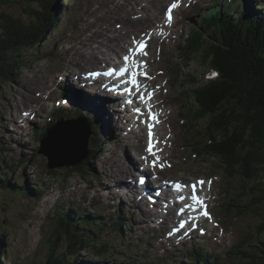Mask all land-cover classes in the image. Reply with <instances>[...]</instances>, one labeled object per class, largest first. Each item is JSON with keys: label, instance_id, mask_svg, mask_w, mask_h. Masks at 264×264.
<instances>
[{"label": "rangeland", "instance_id": "obj_1", "mask_svg": "<svg viewBox=\"0 0 264 264\" xmlns=\"http://www.w3.org/2000/svg\"><path fill=\"white\" fill-rule=\"evenodd\" d=\"M179 1L187 2L189 0H175L174 4ZM164 2L165 0H56V13L60 21L56 26H52V30L39 43L35 51L33 50L31 54L26 52L29 58L11 78L13 80L0 79V141L3 146L5 144L7 147L6 151L0 152V159L3 157L8 159H6L8 169L3 168L2 172L6 174V179H10L14 185L6 190L0 183V228L4 235V248L2 247V249L7 252V258L3 261L0 260V264H38L43 262L49 251L50 241L56 238L57 219L60 215L69 212L77 216L98 213L102 218L100 220L108 222L103 233V238H106L108 242L107 248L111 247L117 250L116 247H119L118 251L122 252L125 248L128 250L125 252L127 258L139 259L144 256L151 258L152 264H157L158 258H163L164 264L188 261L186 256L188 250L184 249L175 253L171 252L173 257H170L172 258L167 257V250L157 246L159 240H151L155 232L143 220L144 217L140 215L137 207L120 204V199H116L114 190L109 195L115 197L109 198L116 200H109L107 193L102 195L101 184L103 185V181L109 180L113 183L109 170H112L115 176L117 169L121 173L124 171L121 169L129 166L125 154L132 155L129 145L130 142L134 144L132 140H125L122 144L118 142L120 136L117 138V135H121L122 132L115 127L116 121L112 115L108 116L111 131L107 130L106 114L111 111L104 107L107 112L101 116L102 110L98 109L99 106L95 108L89 105L90 103H82L86 105L83 106L86 111V119L95 117L94 110L100 116L102 127H104L103 132H99L100 138L110 139L105 145L100 142L98 143L100 146L95 144L93 142L95 124L90 125L91 135L88 148L89 150H96L97 146L101 148L91 158L92 165L89 163L88 167L91 169L87 174L74 171L69 176H65L63 168L71 169V167L49 169L47 158L38 153L40 139L33 132L34 127L45 130L48 117L52 122H56L60 118L67 122L79 120L81 117L75 118L79 115L76 109L68 112L62 106L68 115L63 113L60 118L54 113L56 110L54 102L57 101L55 99L61 96L58 84L64 80L65 76L72 77L81 66H85V69L90 66L89 74L95 65L101 68L102 62H107L106 58L112 59L113 53H118V48L114 51L107 45L123 44L126 32H129L127 43L130 44L129 39L133 38V34L141 38L138 34L139 31L142 33L147 27H150L149 31H154L157 26L156 20L160 18L157 16L162 15ZM255 2L260 4L259 0H255ZM192 4V7L188 4L176 11L173 23L165 28L171 29L175 34L170 33V40L165 39L162 35L164 45L161 44L157 35L151 36L155 42L151 48V52L154 54L151 56L158 59V68L162 74L165 73L161 79L164 77L170 79L164 78L159 81L162 87L168 89L167 92L163 91L162 97L167 100L164 104L171 105V109L169 108L165 117L166 123L159 131L160 147L156 150V155L159 156L156 167L158 170L170 169L164 173L171 179L187 180L188 182L206 179L204 192L207 196L208 207L212 208V215L209 216V219L215 222L212 223V227L218 226V230L221 231L223 228V231L215 233L211 230L213 235L211 236L207 232L198 243L204 246L209 255L219 256L217 264H264L260 259L252 260L248 256L234 253L238 243L247 242L251 238L264 237V188L263 185L257 184L258 181L264 182V170L261 172L260 179L254 181L250 179L244 181L239 175L228 177L220 169L219 160L221 159L216 153L206 152L205 156H200V152L203 151L201 148H198L196 153L192 150V145L197 144L199 138L196 131L191 129L192 123L188 121L186 115L188 114L187 108L193 106L194 101L182 91L190 88L191 84H186L182 75L179 79L174 78L176 70L180 74L179 65H182L184 72L196 75L198 80L203 79L204 82L207 80L205 72L209 69L201 66L198 58L192 56L191 60L185 61L181 58L182 54L174 49L175 44L180 43L182 47L185 45L181 43L186 37L185 33L191 26L200 23L202 15L208 11L209 4L203 6V3L196 4L193 1ZM23 5L25 3L8 0V4L0 9L21 15ZM260 7H263L262 3ZM232 9L236 16L240 15L234 7ZM141 12L146 14L144 22L134 21L132 16L139 15ZM186 13L187 15H185ZM161 18L166 23L164 18ZM106 24L111 26L107 31H105ZM116 24L121 31L119 34L116 33L117 28H113ZM99 33L100 35L106 33L114 36L113 38L107 36L98 41ZM177 37H179L178 40ZM127 43L122 45L123 48ZM100 46H105V50H100L98 48ZM90 56L95 57V63H89ZM67 70L73 71L63 74ZM76 78L73 77V79ZM80 85L72 81L70 87L86 88ZM47 90L51 91L50 97L48 96L49 92L44 94ZM76 90L79 94L81 93V89ZM83 90L93 92L91 89ZM78 100L81 102L80 99ZM107 107L109 108V104ZM24 109L28 110L27 116L38 117V119L32 124L26 123L19 127L20 123L17 118L24 115ZM94 119L96 123V120H99L98 117ZM201 122L198 121L199 124ZM72 124L68 123L67 125L72 126ZM128 134L131 133L129 131L125 133L124 138ZM137 137H140L138 132ZM46 139L50 141L48 147L54 144L51 136ZM105 146L106 148H104ZM119 149L122 155L119 154ZM155 159L156 157H152V160ZM120 173L118 178H120ZM157 173L163 175L161 171H157ZM213 175L214 177H210ZM30 182H39L43 185L42 197H37L34 193L30 194L36 201L28 198L24 190L11 191L21 186L30 188ZM117 182H120V179ZM125 186L127 189L129 188V185ZM120 187L123 186L119 185L117 190ZM118 194L120 193L116 191V195ZM230 198L233 202H230ZM222 199L228 204H236L226 214L222 209L217 210L216 208L217 205L222 204ZM123 210L129 215L131 226L129 230L122 229L121 232L117 230L114 232L115 228L112 222L121 216ZM164 212L167 213V210ZM165 213L162 214L165 215ZM163 223L165 224V222ZM164 229L167 230L168 227ZM211 237L218 243L210 242ZM194 240H196L194 236H189L186 240L188 244L185 247H189ZM174 249L179 250L180 248ZM251 250L249 248V251ZM82 257L83 259L92 258V255ZM115 263L120 262L115 261Z\"/></svg>", "mask_w": 264, "mask_h": 264}, {"label": "trees", "instance_id": "obj_2", "mask_svg": "<svg viewBox=\"0 0 264 264\" xmlns=\"http://www.w3.org/2000/svg\"><path fill=\"white\" fill-rule=\"evenodd\" d=\"M14 2L25 3L21 15L0 9V79L3 80L15 76L29 58L26 52L31 54L35 51L59 21L56 0ZM259 2L233 0L222 9L220 2L215 1L203 14L201 22L191 27L180 50L184 59L191 60L192 56L198 58L205 69L213 68L218 73L216 78L205 82L191 74L185 80L191 83L185 93L194 101L193 106L187 108L186 118L191 121V129L196 131L199 138V142L192 145V150L196 153L201 148L200 156H205L206 152L216 153L221 159L220 169L225 176L239 175L244 181L260 179L264 170V0ZM261 3L263 7H260ZM5 4H8V0H0V8ZM232 7L240 11V15L236 16ZM63 110L60 108L54 113ZM49 121L47 127L53 124ZM198 121L202 122L199 124ZM34 133L40 139L43 130L35 128ZM93 142L98 146L99 142H104L99 131L95 132ZM2 144L0 141V152L7 150L6 145ZM98 146L96 150L88 148L87 157L80 164L71 169L63 168L65 176L74 171L87 174ZM3 168L8 169L4 157L0 159V183L9 190L8 187L14 185L10 179H6ZM257 184L264 188V182L258 181ZM42 187L34 183L30 187L32 189L21 186L11 191L24 190L27 197L32 199L31 193L42 197ZM32 200L36 201L35 198ZM100 219L98 213L77 216L69 212L60 215L55 226L56 238L50 241L45 260L38 264H152V259L144 256L139 259L127 258L125 252L128 250L125 248L123 252L118 251L119 247H116L117 250L108 249V242L103 238L108 222ZM112 224L114 232L129 230V215L122 211ZM3 240L0 228V258L5 260L7 252L2 249ZM174 248L167 250V257H173L172 253L181 249H188L183 245L179 250ZM249 248L252 250L249 251ZM234 253L252 260L260 259L264 263V237L238 243ZM89 254L92 258L83 259L82 256ZM186 256L188 261L172 264H215L219 258L206 253L200 243H195ZM156 262L164 264V259L158 258Z\"/></svg>", "mask_w": 264, "mask_h": 264}, {"label": "bare ground", "instance_id": "obj_3", "mask_svg": "<svg viewBox=\"0 0 264 264\" xmlns=\"http://www.w3.org/2000/svg\"><path fill=\"white\" fill-rule=\"evenodd\" d=\"M181 3H183L185 6H187L188 4H190L189 1H187V2L179 1L178 3H176V5H177L176 8L182 7L183 5ZM165 22L168 23L167 20H165ZM157 32H159V30H157ZM151 33L154 35L155 34V31H152ZM128 34H129V32H126L124 34L123 44L127 43ZM162 35L167 40L168 39L169 40L171 39V34L168 33L167 31L166 32H163ZM138 39L141 40V38H138ZM114 41H116L115 38H114ZM149 43H151L150 40H149ZM181 43L184 44V41H181ZM123 44L119 45V43H113V44H110V45H107V46H109L114 51L118 48V51L117 52H119V51H124L125 50V47L127 45H130L131 42H130V44L127 43L124 46V48L122 46ZM118 45H119V47H118ZM98 48H100V47H98ZM174 49L177 50L178 53H180V50L182 49V46H180V43L178 45L175 44ZM104 55H105V53H104ZM116 55L118 57V53ZM151 55H153V54H150V52L148 50H146V48L144 47L143 50H142V52H137L135 54V57L136 58H135V60L132 63L133 64V67L132 68L127 67V71L129 72V74L131 76H132L133 73H136L137 83L140 84V87L138 88V91H137L138 92V95L137 96H135V93L133 91H131L129 93V95L131 96L132 102L134 101L136 103V105L139 106L138 107L139 109L142 108V106H144L142 104H138L139 103L140 94H144V96H145V99H144V102H143L144 104L146 102L152 103L151 101H152L153 97L151 96L150 100L148 99V91H151V89L155 85V82H156L155 77L160 78V76L162 74V72H160V70L158 68V59L156 60V58L154 56H151ZM129 56H130V53H129ZM111 60L112 59H109V58H106L105 59V61H111ZM95 62H96L95 57L94 56H90L89 57V63H95ZM89 68H90V66L87 69H85V66L79 67V70H77V72L72 75V76H75L77 78L76 79H72V81H74L75 83L81 84L82 87L89 88L90 87V80H89V78H92L93 76H95L97 74H102L104 76H111V75H107L106 73H99L97 71V69H99V67L97 65H95L94 68H92V70L90 71V74H89L88 73ZM174 71H175V69H174ZM144 74H146V75H144ZM174 75H175L174 76L175 79H179L180 78V74H178V70H176V72H175ZM70 78H71V76H68L67 75V77L66 76L64 77V80L65 79H70ZM43 79H44V77H43ZM94 83H96V81ZM126 85L127 86H130V82L129 81H126ZM70 89H82V88H79V87H76V86H72V87H70ZM158 93H159L160 96H163L164 95L163 90L159 91ZM132 94L134 95V97L132 96ZM129 95H126L125 97H127ZM59 99H57V101H59ZM109 100H112V98H111L110 95H109ZM166 101L167 100H164L163 103L166 102ZM104 107H106V104L104 105ZM136 109L137 108H135V107L132 110L130 109V111L132 112V115L133 114H137L135 112ZM25 112H27V114H28V110L27 109H24V112L23 113H25ZM106 115H107V120H106L107 130L110 132L111 130H110V125H109V121L108 120H109V117H111V115L114 116L115 114L112 113V112H109ZM26 118L28 119V118H32V117L26 115ZM98 118H99V120H96L97 123L96 122L94 123L95 124L94 131L95 132L96 131L103 132V130H104L103 128L104 127H102L101 118L100 117H98ZM94 121H95V119H94ZM79 124H80V121L77 122L75 125H79ZM18 125H20V124H18ZM115 127L116 128H121L120 125H119V123L117 121L115 123ZM138 127L139 126L136 124V128H138ZM14 129H15V127H14ZM133 129H135V127H131V129L129 130V133H131V134H128L125 138H130V137L138 138L139 139V143L141 144V141L144 138L143 134L141 133L142 132L141 131V128L140 127L138 128V131H141L140 132L141 133L140 134V137H137V132L133 133ZM53 142H55L54 139H53ZM118 145L120 147V144L119 143H118ZM10 159H11V157H10ZM126 159H127V162L129 163V166L127 168H125V169H121V170H124L123 172L120 173V171L117 169V172H116V174L114 176L113 175L114 172L112 170H109V175L113 179H115V177H119V173H120V178L119 179H120V182L121 183L117 182L116 188L119 186L118 184H123L124 183L125 185H129V188L126 189V193H127L128 197L130 199H132L135 203L139 204L141 207H145V208H150L152 206L153 207H158V208L161 207L160 209H161V212L163 211L162 213H165L164 211L167 210V213H165V215L162 214L163 222H165V224L163 223L164 224L163 226H164V228L165 227H169L173 223V221L175 220V218L177 217L178 212L181 210V207H177L174 204H171L170 203V201L168 200V197H167V189H164L162 187L161 179H159V178H152V177H150V174L149 173H144V176L147 178V183L149 184V187H150V193L147 194V196H143V194L141 193V191L139 189L140 188L139 187L140 185L137 184L139 177L142 175V172L139 171V170H137V169H136V171H133L134 170V167L137 168V166L133 165V161H132V159L130 157L127 156ZM152 170H153V168H150V171H152ZM131 172H132V174L130 176H127V173H131ZM124 176H125V178H124ZM153 181H157V182H153ZM31 182H30L31 186L34 185V183H31ZM36 183L40 185L39 182H36ZM121 186H123V185H121ZM101 189L102 190H107L108 191V195L109 194H112L111 191L114 190V188H112V187H105V186H103ZM114 191H115V196H117V198H119L120 197V194L116 195V190H114ZM198 191H199V189H196L195 190V195L197 197H199V198H202V197L199 196ZM117 192H118V190H117ZM164 194H165V196H164ZM192 195H193V191H191V190H186L185 191V196H184V203H185V205H188L189 203H196L198 210H200V211L203 212L204 211V207L201 205V203H197V202L193 201L191 199V196ZM112 196H113V198L115 197L114 195H112ZM112 196L109 195L110 198ZM231 199L232 198H230L229 200L232 201ZM232 206H234V205H230V204L226 203L225 200L222 199V204L221 205H217L216 208H217V210L222 209L225 212V214H226L227 211H231L232 210ZM193 220L196 223H200L207 230V232L210 233L211 230L215 231L214 229L211 228L210 224L206 220H203V221L202 220H199L198 217H194ZM215 233H217V231H215ZM195 243H196V240H194V242L191 243V245L188 247L187 250H190V248H192ZM2 245L4 246V244H2ZM216 257H218V256H216ZM0 260L3 261L2 257L0 258ZM215 264H217V262Z\"/></svg>", "mask_w": 264, "mask_h": 264}, {"label": "water", "instance_id": "obj_4", "mask_svg": "<svg viewBox=\"0 0 264 264\" xmlns=\"http://www.w3.org/2000/svg\"><path fill=\"white\" fill-rule=\"evenodd\" d=\"M79 120L59 119L43 131L38 152L47 158L49 169L76 166L86 158L91 132L85 120L84 125H75ZM50 136L55 142L48 147Z\"/></svg>", "mask_w": 264, "mask_h": 264}, {"label": "snow or ice", "instance_id": "obj_5", "mask_svg": "<svg viewBox=\"0 0 264 264\" xmlns=\"http://www.w3.org/2000/svg\"><path fill=\"white\" fill-rule=\"evenodd\" d=\"M176 6H177L176 4H173L171 7H172V8H175ZM170 12H171V8L169 9V13H170ZM168 19H169V21H171V15L168 16ZM144 47H145V45H144L143 43H141V44L139 45V47L136 49V51H137V52H142V50H143ZM129 51L131 52L132 50L130 49ZM123 59H124V62L127 63L128 60H129V56H125ZM126 70H127L126 68H125V69H122V71H126ZM144 75H146V74H144ZM213 75H215V73H213ZM131 83H132L133 85H136V83H137V80H136V73H133V74H132ZM150 98H151V93L148 94V99L150 100ZM140 99H141V100H144V99H145L144 94H140ZM136 111L139 112V108H137ZM148 120H153V121L156 120L155 114H154V113H151V111H150V105H149V116H148ZM143 122L148 124V143H147L146 151L149 153V155L155 156L154 143H153V140H154L153 127H154V125L151 124V123H148L147 120H146V121H143ZM157 122H158V121H157ZM144 159H147V158L145 157ZM158 159H159V158L156 157V159L152 161L153 166L156 165ZM161 166H163V165H161ZM196 183L202 185V184L204 183V181H197ZM196 183H194V184L191 186L192 189H193V195L191 196V199H192L193 201L197 202V203H202V199L199 198V197H197V196L195 195ZM209 183H210V182H209ZM176 188H177V190H179V189L181 188V185H180L179 183H177V184H176ZM203 214H204L205 216L208 215L206 211H205ZM181 227H183V224L181 225Z\"/></svg>", "mask_w": 264, "mask_h": 264}]
</instances>
